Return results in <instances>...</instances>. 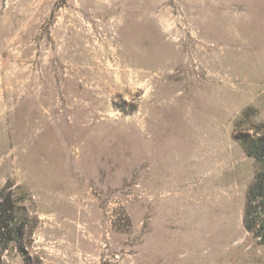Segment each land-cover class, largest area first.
I'll list each match as a JSON object with an SVG mask.
<instances>
[{"label":"rangeland","instance_id":"obj_1","mask_svg":"<svg viewBox=\"0 0 264 264\" xmlns=\"http://www.w3.org/2000/svg\"><path fill=\"white\" fill-rule=\"evenodd\" d=\"M260 125L264 0H0L2 264H264Z\"/></svg>","mask_w":264,"mask_h":264},{"label":"trees","instance_id":"obj_2","mask_svg":"<svg viewBox=\"0 0 264 264\" xmlns=\"http://www.w3.org/2000/svg\"><path fill=\"white\" fill-rule=\"evenodd\" d=\"M259 131H264V125H260L253 135L241 134L236 140L247 157L252 158L256 163L264 164V134L257 136ZM4 190L5 188L0 191V200L4 196ZM14 210L10 197H5L0 203V254L12 243L19 242L24 235V226L14 222ZM243 226L255 239L264 244V168L258 170L247 191ZM0 264H2L1 259Z\"/></svg>","mask_w":264,"mask_h":264}]
</instances>
